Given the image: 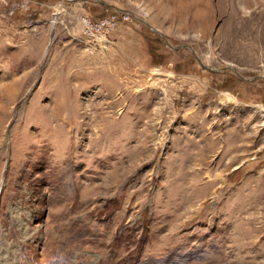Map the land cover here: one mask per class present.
Instances as JSON below:
<instances>
[{"label": "rangeland", "instance_id": "obj_1", "mask_svg": "<svg viewBox=\"0 0 264 264\" xmlns=\"http://www.w3.org/2000/svg\"><path fill=\"white\" fill-rule=\"evenodd\" d=\"M0 264H264V0H0Z\"/></svg>", "mask_w": 264, "mask_h": 264}, {"label": "built area", "instance_id": "obj_2", "mask_svg": "<svg viewBox=\"0 0 264 264\" xmlns=\"http://www.w3.org/2000/svg\"><path fill=\"white\" fill-rule=\"evenodd\" d=\"M111 17H115V18L120 17L121 18L122 16L117 14V13L116 14L113 13V14H109L108 16H104V17H100V18H101V20H103V22H107V21L111 20ZM123 17L130 19L128 16H123ZM86 24L90 27V30H92V31L96 30L97 24L89 22L88 20H87Z\"/></svg>", "mask_w": 264, "mask_h": 264}]
</instances>
